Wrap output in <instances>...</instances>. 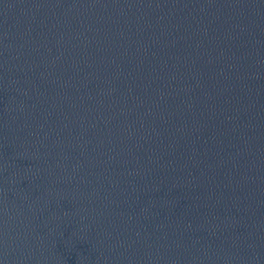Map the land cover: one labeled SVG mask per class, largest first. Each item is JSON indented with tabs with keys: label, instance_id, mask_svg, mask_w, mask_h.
Instances as JSON below:
<instances>
[{
	"label": "water",
	"instance_id": "water-1",
	"mask_svg": "<svg viewBox=\"0 0 264 264\" xmlns=\"http://www.w3.org/2000/svg\"><path fill=\"white\" fill-rule=\"evenodd\" d=\"M0 264H264V0H0Z\"/></svg>",
	"mask_w": 264,
	"mask_h": 264
}]
</instances>
